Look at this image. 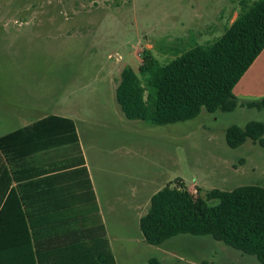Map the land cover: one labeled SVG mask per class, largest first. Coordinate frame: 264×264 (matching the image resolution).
<instances>
[{
  "label": "rangeland",
  "instance_id": "374dc122",
  "mask_svg": "<svg viewBox=\"0 0 264 264\" xmlns=\"http://www.w3.org/2000/svg\"><path fill=\"white\" fill-rule=\"evenodd\" d=\"M240 1L0 0V136L19 125L9 112L16 105L33 117L54 109L70 116L116 264H260L209 236L149 245L138 218L168 185L203 198L213 189L264 187V147L247 139L233 149L225 140L231 126L264 122V109H202L194 119L154 126L126 119L115 101L121 70L130 67L145 86L142 54L165 65L212 42Z\"/></svg>",
  "mask_w": 264,
  "mask_h": 264
},
{
  "label": "trees",
  "instance_id": "16d2710c",
  "mask_svg": "<svg viewBox=\"0 0 264 264\" xmlns=\"http://www.w3.org/2000/svg\"><path fill=\"white\" fill-rule=\"evenodd\" d=\"M262 49L264 0H241L234 20L212 42L193 44L165 65L142 54L138 73H145V86L133 69L121 70L115 101L126 119L154 126L194 119L202 109H264V97L239 102L232 94ZM58 137L76 141L72 120L49 116L0 136V264H114L104 238L87 227L94 196L85 168V177L66 178L73 179V186L67 185L65 192L58 191L64 177H39L51 169L24 170L27 145ZM247 139L264 147V122L225 131L230 148ZM83 164L82 156L67 157L53 171ZM211 200L217 203L208 204ZM138 226L149 245H162L180 234L209 236L264 264V187L213 189L203 198L182 184L168 185L150 197ZM149 264L159 263L150 259Z\"/></svg>",
  "mask_w": 264,
  "mask_h": 264
},
{
  "label": "crops",
  "instance_id": "0c3cea01",
  "mask_svg": "<svg viewBox=\"0 0 264 264\" xmlns=\"http://www.w3.org/2000/svg\"><path fill=\"white\" fill-rule=\"evenodd\" d=\"M232 94L239 102L252 101L264 97V49H262V51L258 54L256 59L250 65V67L241 76L237 84L234 86L232 90ZM23 109L24 107H18L17 105L11 107V110L9 109V112H11L12 117L17 119L21 118V119L20 122L18 123L19 125L16 128H14L12 131L6 132L5 134L14 132L19 128L30 126L35 121H38L40 119L49 116L62 117L72 120L69 115H61L63 113H61L56 109L41 115H37L35 117H33L32 114L28 113L32 111V109L28 107H25L24 110ZM75 132H76V128H75ZM26 152L27 153L29 152L28 155L29 159L27 160L26 158L27 162L25 163V169H24L25 171L40 169L42 172H47L50 171L49 169H51L52 172L48 174H42L39 177H43L42 179L46 177H64V179H61L64 180L62 184H58V191L60 190L62 192H65L67 185L73 186V179L70 178L69 181L67 182L66 180L67 177H81V178L85 177V174L82 169L83 167L85 168L87 177L90 180V184L94 196V206L89 207L87 212V217H86L88 221L87 227L91 226L97 231L98 236L104 238L105 242L108 244L113 262L114 264H116L115 262L116 257L111 240L109 239L108 229L106 223L102 218L101 210L97 203L95 188L86 166L81 145L78 141L77 132H76V141H71L70 139L65 140V138L63 137H58L53 140H42L40 142H35L33 144L27 145ZM80 156H82L84 162L82 166L78 165L73 168H68L66 170H60V171L58 170L56 172L53 171L54 167H59V163L64 162L67 159V157L69 158L76 157V159H78ZM74 192L78 193L77 191ZM78 212L84 213L79 209ZM141 216H139V218Z\"/></svg>",
  "mask_w": 264,
  "mask_h": 264
}]
</instances>
